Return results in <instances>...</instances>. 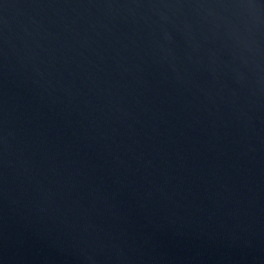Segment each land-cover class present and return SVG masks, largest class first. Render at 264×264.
Here are the masks:
<instances>
[{
  "label": "water",
  "instance_id": "1",
  "mask_svg": "<svg viewBox=\"0 0 264 264\" xmlns=\"http://www.w3.org/2000/svg\"><path fill=\"white\" fill-rule=\"evenodd\" d=\"M0 264H264V0H0Z\"/></svg>",
  "mask_w": 264,
  "mask_h": 264
}]
</instances>
